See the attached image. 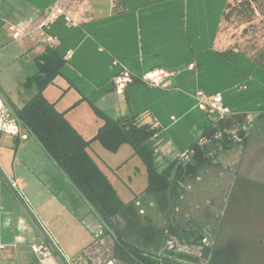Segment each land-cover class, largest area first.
<instances>
[{
  "label": "crops",
  "instance_id": "1",
  "mask_svg": "<svg viewBox=\"0 0 264 264\" xmlns=\"http://www.w3.org/2000/svg\"><path fill=\"white\" fill-rule=\"evenodd\" d=\"M227 2L0 0V71L7 69L10 77H15L17 71L23 72L18 76L14 95L6 96V99L13 108L19 109L33 94L40 92L85 139H92L103 122L96 124L92 132L84 128V124L103 121L100 112L113 119L136 114L144 123L155 122L159 135L172 126L161 111L170 95H176L188 104L180 116L196 109L199 90L205 96L222 95L220 90H211V87L223 79L219 68L227 67L230 61L221 54L226 48L219 41ZM55 4L63 6L75 24L68 23L64 14L50 22L46 31L57 39L51 47L40 37L38 25ZM16 31L17 36L14 35ZM47 49L52 51L51 62L57 58L59 63L54 68L48 65V72L53 74L41 87L28 79L40 73V66L44 65L42 56ZM68 51L70 55L66 57ZM114 59L137 78L157 68L173 74L166 87H151L134 80L118 94L114 91L113 77L119 72L120 65L112 64ZM16 66L23 69H15ZM24 69L34 73L29 75ZM240 88L248 89L245 85ZM221 98L232 113L244 112L232 109ZM247 119L250 122L248 113ZM208 124L198 125L200 133V127ZM94 141L87 148L88 155L124 205L113 221L119 234H125L123 242L134 248L129 251L116 242L82 194L38 140L21 125L18 136L2 135L0 138V243L4 245L0 251V264H63L8 181L69 264H77L84 256L89 258L88 249L95 244L104 254L112 245L114 255L122 254L131 261V255L143 251L139 243L145 241L141 239L137 223L139 216H144L141 206L145 203L121 199L102 163L91 154ZM193 142L186 150L192 149ZM146 189L147 184L144 191L157 206L163 224V208ZM144 223L156 231L162 226L155 225L149 216ZM33 246L46 247L50 254L41 256ZM144 246L158 248L159 245L153 242ZM94 264L118 263L115 258L98 256Z\"/></svg>",
  "mask_w": 264,
  "mask_h": 264
},
{
  "label": "rangeland",
  "instance_id": "2",
  "mask_svg": "<svg viewBox=\"0 0 264 264\" xmlns=\"http://www.w3.org/2000/svg\"><path fill=\"white\" fill-rule=\"evenodd\" d=\"M241 1L229 0L230 6L226 10L228 14L222 18L219 28L221 45L240 52L235 61H229L227 67L219 68L223 79L213 83L211 87V90L222 92L225 103L232 109L247 112L250 118L243 129V137L236 133L237 130H233L228 136L230 142L235 144L239 142L236 139H239L240 143L247 146V149L239 146L238 149H242L243 153L234 158L240 160L241 169L234 174L225 172L223 177L217 178L215 208L220 217L215 222V228L223 239L232 229L247 232L264 229V70L251 58L264 49V0H249V3ZM15 69L23 67L16 66ZM24 70L29 75L34 73ZM15 74V77H10L7 69L0 71V92L5 97L14 95L18 76L23 72L17 71ZM242 85L248 89H239ZM187 106L186 101L176 95H170L161 106L163 117L172 126L159 133L155 139L158 146L156 159L160 167L165 165V159L175 158L180 150H186L199 136L198 125L211 122V115L202 108L198 109V101L195 110L180 116ZM77 111L79 110L75 113ZM101 122L103 121H90L89 124H84V128L92 132L96 129V124ZM242 139L245 140L241 141ZM93 143L91 154L102 163L121 199L143 201L145 204L141 207L144 215L152 218L155 225H161L162 217L157 206L151 201L150 194L144 191L147 184L144 164L140 156L133 153L132 146L123 143L117 150L110 151L98 140ZM219 172L220 169H216L214 174ZM255 246L257 245H238L234 252L236 259L225 264H264V254ZM99 252L101 255H98ZM87 253L89 258L84 256V260L81 258L77 264H94L98 256L103 259L105 257L98 244L88 249Z\"/></svg>",
  "mask_w": 264,
  "mask_h": 264
},
{
  "label": "trees",
  "instance_id": "3",
  "mask_svg": "<svg viewBox=\"0 0 264 264\" xmlns=\"http://www.w3.org/2000/svg\"><path fill=\"white\" fill-rule=\"evenodd\" d=\"M249 3V0H242ZM241 1V2H242ZM229 0L226 3L222 18L226 16ZM235 49H226L221 54L230 61H235L237 53ZM244 53V52H242ZM52 51L47 49L42 59L44 65L40 66V73L29 77L28 81L37 82L41 87L50 80L48 65L54 68L59 59H52ZM252 60L264 70V49L259 51ZM47 61V62H46ZM46 65V66H45ZM46 74H41L46 71ZM14 111L20 121L30 133L38 140L48 155L54 160L60 170L82 194L99 219L108 227L111 234L118 240L120 234L117 231L113 218L121 212L124 205L118 200L114 189L102 176L93 160L87 152L92 140H98L106 149L115 151L123 144L132 146L133 153L140 156L145 167L147 177V191L152 193L160 207L167 203L168 193L173 192L174 185L182 180L184 175L196 172V163L188 161L179 162L176 158L168 160L160 167L156 159L159 129L151 123H144L133 114L113 119L100 112L103 123L99 126L96 135L92 139H85L79 135L66 120L63 113L58 112L52 103L47 102L40 92L33 94L24 105ZM246 112H234L224 118L212 120L210 124L200 127V135L193 142V157L198 158L200 147L197 140L200 137L220 133L222 143L227 144V139L233 130L243 137V129L248 124ZM124 247L131 251L134 246L123 242Z\"/></svg>",
  "mask_w": 264,
  "mask_h": 264
},
{
  "label": "flooded vegetation",
  "instance_id": "4",
  "mask_svg": "<svg viewBox=\"0 0 264 264\" xmlns=\"http://www.w3.org/2000/svg\"><path fill=\"white\" fill-rule=\"evenodd\" d=\"M236 140L239 142L224 144L219 135L210 141L216 142L210 151L199 146L198 158L193 157V150L185 162L196 163V172L184 175L182 180L174 185L173 192L168 193L170 197L162 207L164 211L162 226L157 227L156 231L153 226L144 223L147 216H139L137 228L140 230L141 239L144 238L145 241L139 243L143 251L131 255V261L122 254L114 255L113 246L110 244L105 257L115 258L118 264H225L236 259L235 249L242 244L257 245L264 254V229L252 232L232 229L223 239L215 228V222L220 217L215 208L218 194L217 178L223 177L225 172L238 173L241 162L234 158L243 153L238 147L247 149L239 139ZM216 169H220L218 174H214ZM104 226L109 231L105 224ZM120 234L121 241L114 238L123 246L122 241L126 240V237L125 234ZM153 242L158 243V248L144 246Z\"/></svg>",
  "mask_w": 264,
  "mask_h": 264
},
{
  "label": "built area",
  "instance_id": "5",
  "mask_svg": "<svg viewBox=\"0 0 264 264\" xmlns=\"http://www.w3.org/2000/svg\"><path fill=\"white\" fill-rule=\"evenodd\" d=\"M65 15L66 21L70 24H75L74 20L64 12L63 6L61 5H53L50 11L47 13L45 19L38 25V29L40 30V37L42 40L47 43L49 46L53 47L56 44V37L49 34L46 31L50 22L55 20L59 15ZM14 35L17 36L18 32H14ZM70 55V51L66 53V57ZM112 64L120 65L119 72L113 77L114 91L118 94L123 93L127 84L136 80L142 83H145L151 87H166L168 85V79L173 74L172 71L157 68L152 71L145 73L140 77H135L132 72L119 60L114 59ZM198 105L204 109L207 114L211 115L212 120L220 119L226 117L231 113L230 109L226 107L222 98L219 94L205 96L202 91L197 92ZM20 121L14 111L12 105L8 102L6 97L0 92V138L2 135H10L16 137L19 135L20 131ZM153 127H157L155 122H152ZM220 133H216L213 135L203 136L197 140L198 146H203L204 144L213 141L214 138L219 136ZM193 153V149H187L185 151H181L176 155V159L181 162L187 161ZM4 245L0 243V251L3 249ZM35 252L40 254L41 256H47L50 254V250L43 246H33Z\"/></svg>",
  "mask_w": 264,
  "mask_h": 264
},
{
  "label": "water",
  "instance_id": "6",
  "mask_svg": "<svg viewBox=\"0 0 264 264\" xmlns=\"http://www.w3.org/2000/svg\"><path fill=\"white\" fill-rule=\"evenodd\" d=\"M216 142H209L206 143L202 146V148L206 149L207 151H210L211 148L214 147ZM8 184L12 187L14 193L16 194V196L19 198V200L21 201V203L23 204V206L25 207V209L27 210V212L29 213V215L32 217V219L34 220V222L36 223V225L38 226V228L40 229V231L42 232L43 236L45 237V239L48 241L49 245L51 246V248L53 249V251L57 254V256L59 257V259L62 261L63 264H69V262L65 259V257L63 256V254L59 251L58 247L55 245V243L52 241V239L49 237V235L47 234V232L44 230V228L42 227V225L39 223V221L36 219V217L33 215V213L31 212V210L29 209V207L26 205V203L24 202V200L22 199V197L18 194V192L14 189L13 185L8 181Z\"/></svg>",
  "mask_w": 264,
  "mask_h": 264
}]
</instances>
